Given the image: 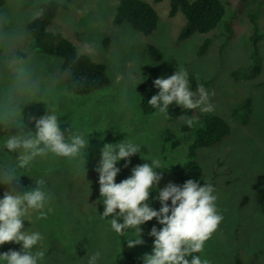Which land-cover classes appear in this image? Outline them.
<instances>
[{
    "label": "rangeland",
    "instance_id": "obj_1",
    "mask_svg": "<svg viewBox=\"0 0 264 264\" xmlns=\"http://www.w3.org/2000/svg\"><path fill=\"white\" fill-rule=\"evenodd\" d=\"M48 1L52 0H9L8 8H0V108L17 103L24 89L38 83L39 96L23 97L27 128L35 132L32 118L39 119L48 110L59 117L66 138L75 131L89 141L88 149L79 157L49 153L38 157L27 170H20L24 176L16 185L17 191L30 190L36 186L35 180L43 179V190L51 196L42 210L45 218L40 211L30 210L24 222L25 230L43 237L34 248L45 252L39 264H88L89 257L97 252V264H128L121 238L109 223L111 217L101 216L104 205L96 168L105 144L115 145L128 138L141 152L130 158V164L124 160L117 163L121 171L116 183L129 178L137 165L156 159L161 163L157 172L163 176L159 188L177 183L163 160L162 132L170 129L178 133L180 123L161 112L143 114L137 87L148 77L167 78L179 69L188 73L190 91L197 92L201 84L210 94L215 110L205 113L198 109L200 113L219 115L232 129L221 143L200 148L197 153L204 180L214 181L217 209L223 220L203 252L195 255L208 264H235L237 259L241 264H264V214L256 201V194L264 189V0H248L235 15L227 6L225 19L215 30L195 33L180 42L186 15L180 11L171 16L169 0H143L150 2L159 15L158 29L150 35L128 23L114 22L120 0H54L61 7L49 29L61 33L80 53L103 65L110 79L108 86L82 96L69 90L63 59L34 48L28 24L39 6ZM255 10L257 28L251 18ZM229 21L231 31L226 28ZM207 41L208 47L201 54ZM149 46L159 50L160 61H154ZM13 61H18L23 70L19 82ZM246 98L252 100L251 113L249 123L243 124L232 111ZM6 134L0 129V165H15L18 154L5 149ZM12 134L17 131L12 130ZM188 144L186 141L165 153L181 161ZM6 190L7 186L0 184V199ZM157 196L158 192L152 190L149 204L158 211L161 204ZM245 197L249 202L241 206ZM153 227L160 229L162 225L155 219L142 225L144 244L131 248L140 264H144L145 254L153 252L155 238L149 235ZM132 232L126 230L127 240L134 238ZM22 250V244L14 242L0 246V254ZM188 259L191 261V257Z\"/></svg>",
    "mask_w": 264,
    "mask_h": 264
},
{
    "label": "clouds",
    "instance_id": "obj_2",
    "mask_svg": "<svg viewBox=\"0 0 264 264\" xmlns=\"http://www.w3.org/2000/svg\"><path fill=\"white\" fill-rule=\"evenodd\" d=\"M13 71L17 74V82L22 79L23 70L18 61H13ZM154 85L159 89L153 95L148 105L157 108L161 113H167L173 104L187 110L199 109L210 113L215 106L210 102V94L198 85V91H190L189 75L184 70H178L167 78H157ZM41 89L33 82L21 93V99L11 105L0 108V129L6 135L4 147L11 153H17L15 165H0V184L6 185L3 199H0V246L6 243L22 244V251H9L0 254V261L5 264H39L44 259L43 250L34 248L43 237L38 232L24 229L30 210L40 211L41 218H45L42 211L51 196L43 190L45 181L35 180V187L24 191H17L16 185L24 175L20 170H27L38 157L49 153L58 157L76 158L81 156L82 150H87L89 141L82 134L75 131L65 137L61 131V121L54 113L43 117L32 118L35 132L27 128L24 122V99L39 96ZM214 95V93H212ZM189 126L191 118L181 116ZM16 130L17 134H12ZM141 148L126 138L115 145L105 144L101 150V160L96 168L99 173L100 196L104 205V218L109 220L111 228L120 235L132 229V236L126 242L131 249L143 245L141 226L155 219L162 228L153 227L149 235L154 237L152 254H145L144 264H208L201 256L195 255L204 250L205 243L217 231L223 220L217 209V195L214 187L208 184L188 180L183 186L168 183L163 189L159 184L163 179L157 169H161L158 159L151 160V164L144 163L132 169L129 178L116 183L121 169L117 163L124 160L131 163L130 158L140 154ZM86 157V156H85ZM84 157V159H85ZM86 160V159H85ZM125 164V167H128ZM158 192L156 199L161 208L157 211L150 207L149 200L152 190ZM171 202V206L169 205ZM122 218V222L120 219ZM100 253L97 252L88 259V264H97ZM188 257H191L189 261Z\"/></svg>",
    "mask_w": 264,
    "mask_h": 264
},
{
    "label": "trees",
    "instance_id": "obj_3",
    "mask_svg": "<svg viewBox=\"0 0 264 264\" xmlns=\"http://www.w3.org/2000/svg\"><path fill=\"white\" fill-rule=\"evenodd\" d=\"M160 2L163 0H155ZM170 15L176 16L178 12L186 15V24L179 35V42L183 41L195 33L207 34L215 30L225 19L227 6L232 7L234 15L243 10L248 0H228L223 3L221 0H169ZM9 6V0H0V8ZM61 4L57 1H48L42 3L37 14L28 24L29 32L34 41V48L49 56H58L63 59V70L68 71L69 90L75 95H87L97 90L103 89L110 84L106 69L103 65L97 63L88 54L80 53L77 47L61 33L53 32L49 29L56 18ZM258 10L251 14L252 21L257 24ZM114 22L117 25L128 23L133 29L150 35L157 31L159 24V15L156 8L150 3L143 0H120L117 14ZM232 23H226V28L231 31ZM109 39L105 40L107 45ZM209 42H205L200 53H204ZM151 56L154 61H160L162 56L158 49L149 46ZM235 75H239L238 72ZM236 77V76H235ZM156 77H148L141 82L138 87L140 99V108L143 114L151 115L159 112L157 108L148 105V101L153 95L159 93L154 85ZM264 99V95H263ZM251 98L241 100L234 107L232 116L243 124L249 123L251 113ZM170 121H179L180 131L172 132L170 129L162 132L163 140V160L166 167L177 179L176 185L183 186L188 180L203 184L214 181L204 180L203 169L197 161V153L200 148H208L221 143L228 138L232 129L229 123L219 115L202 114L198 109L187 110L175 104L169 107L166 113ZM191 118L193 123L189 126L186 120L181 116ZM189 141L186 157L181 161L170 159L165 153L168 149L175 151L184 142ZM256 201L264 214V189L256 194ZM249 198L245 197L241 206L246 205ZM171 206V202L169 201ZM112 218V217H111ZM122 222V218L120 219ZM118 236L121 238L122 251L128 264H140L138 256L126 246V234ZM235 264H241L237 259Z\"/></svg>",
    "mask_w": 264,
    "mask_h": 264
}]
</instances>
